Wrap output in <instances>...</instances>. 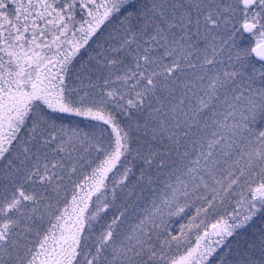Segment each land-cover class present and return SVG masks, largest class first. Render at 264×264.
<instances>
[{
  "label": "snow or ice",
  "instance_id": "snow-or-ice-1",
  "mask_svg": "<svg viewBox=\"0 0 264 264\" xmlns=\"http://www.w3.org/2000/svg\"><path fill=\"white\" fill-rule=\"evenodd\" d=\"M0 264H264V0H0Z\"/></svg>",
  "mask_w": 264,
  "mask_h": 264
}]
</instances>
